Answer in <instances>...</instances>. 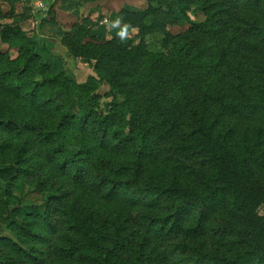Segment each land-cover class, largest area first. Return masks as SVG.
I'll return each mask as SVG.
<instances>
[{
	"label": "trees",
	"instance_id": "1",
	"mask_svg": "<svg viewBox=\"0 0 264 264\" xmlns=\"http://www.w3.org/2000/svg\"><path fill=\"white\" fill-rule=\"evenodd\" d=\"M145 1L119 13L136 44L97 39L87 19L74 26L67 56L97 76L79 85L45 66L34 84L35 45L0 26L18 49L0 52V102L16 104L0 107V128L35 136L73 189L51 186L34 215L3 219L13 239H0V264H264V0ZM180 19L189 27L172 34ZM152 34L156 53L143 41ZM99 84L112 99L104 113ZM22 155L7 156L0 185L27 172Z\"/></svg>",
	"mask_w": 264,
	"mask_h": 264
},
{
	"label": "rangeland",
	"instance_id": "2",
	"mask_svg": "<svg viewBox=\"0 0 264 264\" xmlns=\"http://www.w3.org/2000/svg\"><path fill=\"white\" fill-rule=\"evenodd\" d=\"M55 1L56 0H38L31 6V11L35 12L30 13V11L27 10L22 14L20 9L21 3H19L18 0H0V26L10 24L15 27L16 25L20 28L25 38L35 45L33 54L38 56L39 61L33 66L30 78L34 84H40L42 81L40 76L42 73H39L37 69L38 66L47 67L52 74L63 73L67 80L76 85L86 83L89 78L97 79L92 69V62V65H90L84 62L83 59L73 60L69 58L67 54L63 53L64 50L55 45L60 43L61 46L66 49L63 43L74 30V27H72L69 32H65V28L61 27L56 21L54 9L51 10L49 15L47 14L49 7L52 6ZM38 3L43 5L42 9L38 7ZM191 11H193L191 14L193 19L197 21L203 19L202 15L196 10V6H192ZM14 15L28 16V18L21 21V19L15 18ZM43 19L45 22L40 25ZM47 23L51 25L52 29L58 32L56 37L53 35V32L52 36L49 35L51 40L43 35L45 32L42 30V26ZM188 27L185 21L180 19V24L178 26L169 27L168 30L172 34H178ZM117 34H120L125 41H133L135 44L139 41L137 29L127 30L121 26L115 35ZM52 37H54V39H52ZM111 37L112 36L96 38L101 41H109ZM143 41H145L147 51L150 53H156L161 47L157 34L148 35L143 38ZM0 52L13 60L17 57L18 49L9 48L7 45L0 42ZM1 81L4 82L5 85L10 84L9 80L1 79ZM108 94V86L104 84H99L98 88L92 93L93 96L98 97L97 111L99 113L106 112L112 103V99L107 97ZM21 103L27 105V99L24 98ZM8 104L10 107L16 109L15 103L11 104L8 102ZM8 104L0 102V107L8 106ZM37 141L38 139L35 136H30L28 139L24 137L19 138L9 134V131L0 128V166L8 161V155H10L12 159L16 151L20 153L21 150H23L21 159H23V166L27 171L24 174H18L17 177L10 180L7 184L0 185V239H13L12 234L5 229L7 224L10 223V220H3L13 209H18V218L21 220L30 214L34 215L31 210L32 207L40 206L46 202L50 194L51 186L54 188L62 187L60 190L61 192L73 190L70 182H56L53 174L47 169L46 161L41 159L42 154L40 153L41 155L39 156L38 152H41V150ZM258 215L262 216L263 210H259ZM215 235L216 233L212 232L206 233L207 239L210 241H214ZM40 248L42 249L44 246Z\"/></svg>",
	"mask_w": 264,
	"mask_h": 264
},
{
	"label": "crops",
	"instance_id": "3",
	"mask_svg": "<svg viewBox=\"0 0 264 264\" xmlns=\"http://www.w3.org/2000/svg\"><path fill=\"white\" fill-rule=\"evenodd\" d=\"M37 1L18 0L21 3L22 14L27 10L30 13L35 12L31 11V6ZM128 8L144 11L147 8V2L145 0H93L91 2H86V0H58L53 9L56 21L61 27L65 28V32H69L72 27L87 19L95 24L92 35L97 38H106L115 35L121 28L119 13L121 10ZM42 30L45 32L43 35L47 38H49V35L52 36L53 33L55 37L58 34L48 23L42 26ZM55 45L64 50V54H67L66 49L60 43Z\"/></svg>",
	"mask_w": 264,
	"mask_h": 264
},
{
	"label": "built area",
	"instance_id": "4",
	"mask_svg": "<svg viewBox=\"0 0 264 264\" xmlns=\"http://www.w3.org/2000/svg\"><path fill=\"white\" fill-rule=\"evenodd\" d=\"M38 7L42 9L43 5L41 3H38Z\"/></svg>",
	"mask_w": 264,
	"mask_h": 264
}]
</instances>
